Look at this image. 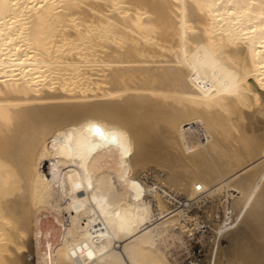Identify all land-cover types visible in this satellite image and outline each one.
Segmentation results:
<instances>
[{"label":"bare ground","instance_id":"6f19581e","mask_svg":"<svg viewBox=\"0 0 264 264\" xmlns=\"http://www.w3.org/2000/svg\"><path fill=\"white\" fill-rule=\"evenodd\" d=\"M222 187L209 236L264 264V0H0V264H171Z\"/></svg>","mask_w":264,"mask_h":264},{"label":"rangeland","instance_id":"374dc122","mask_svg":"<svg viewBox=\"0 0 264 264\" xmlns=\"http://www.w3.org/2000/svg\"><path fill=\"white\" fill-rule=\"evenodd\" d=\"M156 168L158 170L159 167ZM154 169L155 167H153L151 171H154ZM47 171L50 173L55 172L57 176L59 174L54 163L48 164ZM156 171H154V173L152 172L154 175L156 174V177L152 176L151 173L150 179L160 182V180L164 178L161 175L164 169L161 171V168H159L158 172H161L160 174H158ZM163 174H165V172ZM159 175H161L160 177L162 178L158 177ZM227 189L228 187H222V189H219L216 191V193L211 195L201 194V190H199V194L194 195V198L192 199L194 201L189 203L184 212V216L179 221L182 226L181 230L183 231L184 238H182L180 230L176 229L172 231L173 233L171 237H165L167 240L164 239V245L162 244L161 246L167 259L170 258L169 260L171 264H190V262L191 264H199L202 261L205 262V259L210 260L211 251L213 253L215 252L217 260L216 263L212 262L213 264H231V258L228 257L230 256L228 255L229 239L226 237H221L220 239L215 240L214 236H209L211 234L209 228L213 227L216 223V220L224 215L228 201V193L230 192V190ZM173 190L174 189H169L170 193L172 192L171 194L175 195L176 198H186V193L184 194V192L178 189H175L176 191ZM39 221L43 235H45V232L48 231V251L50 255L54 247L61 242L60 240L62 239L63 226L53 220V218L48 217L44 211H42ZM244 226L245 225L243 224L240 225L239 227L242 228L238 227L237 231L235 230L236 232L230 236H247L246 233L251 235L252 233H249L250 231L248 232L245 230L246 226ZM215 241L220 244H217ZM29 261L30 264H35L34 255H31ZM37 261L39 264H42L44 261L41 252L37 253Z\"/></svg>","mask_w":264,"mask_h":264},{"label":"built area","instance_id":"2783aa9c","mask_svg":"<svg viewBox=\"0 0 264 264\" xmlns=\"http://www.w3.org/2000/svg\"><path fill=\"white\" fill-rule=\"evenodd\" d=\"M184 129L187 134H192L194 136V139L198 141L205 138V134L195 123L185 124ZM197 189H200V186H197Z\"/></svg>","mask_w":264,"mask_h":264}]
</instances>
